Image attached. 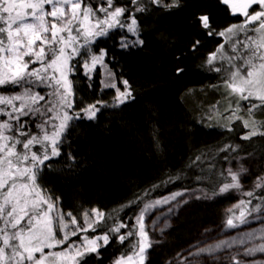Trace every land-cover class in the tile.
I'll list each match as a JSON object with an SVG mask.
<instances>
[{"label": "snow or ice", "instance_id": "obj_1", "mask_svg": "<svg viewBox=\"0 0 264 264\" xmlns=\"http://www.w3.org/2000/svg\"><path fill=\"white\" fill-rule=\"evenodd\" d=\"M149 2L169 9L179 7V0H172L170 4H164L163 0ZM220 2L228 6L232 15L239 14L243 19L216 33L225 38L228 48L224 44L218 46L209 54L206 63L210 70L220 74L226 98H236L229 103L227 110L232 115L226 119L241 120L243 126L250 129L241 139L264 136V125L255 119V111L264 109V0ZM132 4L134 9L129 12L126 6L116 5L115 0H106V7H95L89 0H0V89L4 90L0 91V117L3 118L0 119V264H83L89 254L99 255V249L107 246L113 237L120 244L129 240L132 249L131 254L122 253L113 264H136L137 261L144 264L146 249L151 247L144 231L145 214L184 195L183 192H175L163 200L145 202L135 218L138 230L129 229L121 233L122 228L129 226L125 223L108 225L104 213L97 209L85 212L84 223L78 224L75 215L62 211L59 197L53 198L39 182L44 170L52 167L49 162L61 156V145L67 138L71 121L85 117L93 120L100 111L97 105L104 106L103 101L97 100L74 110V81L69 77L74 74L76 65L71 62L81 57L85 76L91 78L96 65L103 66L106 54L103 49L99 55L93 53L90 46L96 38L107 36L117 27L127 28L128 32L138 36V21L134 13L144 12L147 6L142 0H132ZM98 12L103 13V17L98 16ZM126 12H129L130 24L121 20ZM209 17L210 13L204 12L196 20L212 35L214 30ZM143 43L142 39L131 42L121 39L123 48L142 46ZM199 43L198 40L193 43V50ZM183 71L181 67L176 69L177 75ZM113 79L109 71L102 83L104 87L116 89L114 103L109 106L118 107L133 98L132 91L128 80L121 81L124 86L121 91ZM8 86L20 90L9 93ZM38 88L49 91L41 93L36 91ZM241 111H246L249 119L240 116ZM23 117H39L35 132ZM225 127L233 131L230 126ZM240 147L229 144L217 151H228L229 148L237 151ZM205 155L202 152L195 159L201 161ZM68 158L75 160L71 154ZM225 158L231 163L230 157ZM226 171L227 176L223 171L217 174L221 186L218 192L213 191V196L231 189L239 190L242 187L241 175L248 169L241 165L238 171L231 167ZM196 179H210V176H198ZM254 189H264V176L257 178ZM243 195L255 198V190ZM195 199H201V196L197 195ZM258 199L261 203L256 204L252 211H261L264 195ZM251 203V199L241 200L234 206L241 209L240 214L230 217L227 225L237 228L249 223L246 216L251 214L247 208ZM234 219L238 223H234ZM97 227L103 230V235L92 238L84 235L81 243L69 242L81 232H95ZM137 235L140 239L133 244L129 238ZM255 238V233H245L239 241H221L207 250L200 249L194 255L231 247L235 243L243 245ZM257 252L264 253V243L236 255L255 256ZM237 264L247 262L238 260ZM251 264H264V261H252Z\"/></svg>", "mask_w": 264, "mask_h": 264}, {"label": "trees", "instance_id": "obj_2", "mask_svg": "<svg viewBox=\"0 0 264 264\" xmlns=\"http://www.w3.org/2000/svg\"><path fill=\"white\" fill-rule=\"evenodd\" d=\"M171 2L163 0L164 4ZM89 3L106 7V0H89ZM142 3L147 6L146 10L134 15L143 45L121 47L122 38L130 42V33L127 28H114L92 46L94 54L99 55L101 49L106 53L105 68H99L89 78L78 65L71 75L75 111L97 100L103 101L106 107L93 120L85 117L73 121L61 145V156L49 162L52 167L44 170L39 181L53 198L59 197L62 211L75 215L80 225L84 223L85 212L97 209L104 213L108 225L129 226L122 228L121 233L138 230L135 218L145 202L163 200L172 193L187 190L218 192L221 185L217 174L223 171L227 176L230 164L225 157H230L231 162L250 155L264 159V136L241 139L250 129L241 120L226 119L232 115L227 110L229 103L236 98H226L220 74L210 70L206 63L209 54L224 41L216 33L239 23L241 15H232L220 0H179V7L171 9L151 4L149 0ZM115 4L126 6L129 12L134 9L132 0H115ZM129 12L121 17L126 24L131 22ZM204 12L210 13L212 35L196 20ZM197 40L200 43L193 50ZM178 67L184 69L179 75ZM107 69L120 90L122 80H128L131 86L133 98L119 107L109 106L116 89L104 87L102 83ZM19 90L7 88L9 93ZM36 91L47 93L49 90L38 88ZM239 115L249 119L246 111ZM22 119L36 131L39 117ZM255 119L264 125V109L255 111ZM227 121L240 128L235 130L232 126L231 132L222 128V122ZM229 144L241 147L237 151L231 148L217 151ZM202 152L206 155L197 161L195 158ZM69 154L75 157L74 161L68 158ZM198 176H210V179L197 180ZM253 190L255 198H243L252 201L247 206L251 213L248 218L257 213L252 209L261 203L258 197L264 195V189L253 187ZM229 199L232 197L216 200L212 211L228 205L232 201ZM134 200L136 203H132ZM240 211V208L232 209L229 218L238 217ZM197 220H192V228ZM188 231H180L179 235L185 237ZM103 234L100 227L88 233L90 238ZM129 239L135 244L140 237ZM124 252H132L129 240L120 244L113 237L107 246L99 249V255L89 254L83 264H113Z\"/></svg>", "mask_w": 264, "mask_h": 264}, {"label": "rangeland", "instance_id": "obj_3", "mask_svg": "<svg viewBox=\"0 0 264 264\" xmlns=\"http://www.w3.org/2000/svg\"><path fill=\"white\" fill-rule=\"evenodd\" d=\"M242 19L243 17L241 16ZM130 36V41L141 39L140 30L138 36H134L132 33H130ZM222 44H224L226 49L228 48L225 38ZM90 47L92 49V44ZM71 63L75 64L77 68L78 65L84 63V60L81 57H76ZM98 66H106L105 58L103 66L97 64L96 68ZM94 71L91 73V78L94 75ZM69 78L72 80L71 75ZM73 121H71V125ZM241 165L247 168L248 171L241 175L242 187L239 190L231 189L226 193L220 194V196H213L211 193H204V191L187 190L183 192V196H178L169 203L158 205L145 214L144 231L148 235V242L151 243V247L146 249L144 264H237L238 260H244L247 264H251L252 261H264V253L260 252H257L255 256L236 255L237 252L243 253L246 248L264 243V235H262L264 233V208L251 217H246L249 221L247 224H241L237 228H231L227 225L229 212L237 208L234 206L243 200L245 197L243 193L250 191L254 187L258 177L264 176V159L256 155L232 161L228 167H231L233 171H238ZM197 195L201 196V199H195ZM205 196L208 198H205ZM225 196H231L232 199L229 200L232 201L213 212V205L216 200ZM185 200H187V203H183ZM202 203L205 204V207H203ZM188 219H198L197 224L193 227L195 230L191 232L190 230L193 229L191 228L186 232L185 237H181L178 229L181 226H185ZM234 223H238V221L235 220ZM250 232L255 233L256 238L243 245L235 243L231 247H222L211 252L204 251L200 252L199 255H194L200 249L207 250L221 241H239L245 233ZM88 233L81 232L77 236L72 237L69 242L81 243V237L84 235L89 237ZM64 247H67V245H64ZM56 250L59 249H53V251ZM136 264H139V261Z\"/></svg>", "mask_w": 264, "mask_h": 264}, {"label": "bare ground", "instance_id": "obj_4", "mask_svg": "<svg viewBox=\"0 0 264 264\" xmlns=\"http://www.w3.org/2000/svg\"><path fill=\"white\" fill-rule=\"evenodd\" d=\"M103 37H105V36H103ZM100 38H102V37H98V38H96L95 39V42L97 41V40H99ZM131 42V41H130ZM92 46H93V44H92ZM82 67V66H81ZM99 68H105V67H100V66H98L97 68H96V70L94 71V74L96 73V71L99 69ZM82 69L84 70V68L82 67ZM84 72H85V70H84ZM107 72H109L108 71V69L107 70H105L104 72H103V74H104V78H106V74H107ZM219 77H220V75H219ZM111 90V89H110ZM124 90V86H122V90L121 91H123ZM225 90V89H224ZM221 99H222V97H221ZM129 100V99H128ZM128 100H126L125 101V103H123V104H126L127 103V101ZM112 102V104L114 103V99L111 101ZM123 104H120L119 106H121V105H123ZM118 106V107H119ZM97 107H100V109L101 108H104V107H106V105L104 104V106H101V105H98ZM223 124V127L222 128H227V127H225V125H228V126H230L232 129H233V127L232 126H234L235 127V130H237V129H239L240 127L238 126V125H235V124H233V123H229L228 121L227 122H222ZM209 124H205V126L207 127ZM210 126V125H209ZM211 127V126H210ZM253 188V187H252ZM252 188L250 189V191L252 190ZM236 201V200H235ZM191 217V216H190ZM189 217V218H190ZM192 218V217H191ZM187 222V224L185 225V226H181L178 230L179 231H185V230H190L191 228H192V223L194 222V221H192V219H188V220H186ZM195 227V226H194ZM177 230V231H178ZM194 230H195V228H193V229H191L190 231L191 232H194Z\"/></svg>", "mask_w": 264, "mask_h": 264}]
</instances>
